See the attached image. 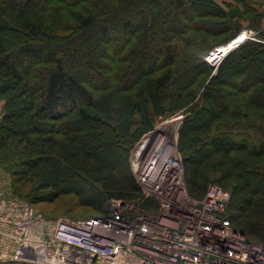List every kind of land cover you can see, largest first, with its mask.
Segmentation results:
<instances>
[{
    "label": "trees",
    "instance_id": "16d2710c",
    "mask_svg": "<svg viewBox=\"0 0 264 264\" xmlns=\"http://www.w3.org/2000/svg\"><path fill=\"white\" fill-rule=\"evenodd\" d=\"M249 11L215 0H0V151L14 154L18 183L36 181L24 201L72 195L96 210L88 217L110 199L140 201L128 152L105 131L133 145L155 117L185 112L188 193L226 187L232 225L264 240V42L246 40L217 67L205 60L254 22Z\"/></svg>",
    "mask_w": 264,
    "mask_h": 264
},
{
    "label": "built area",
    "instance_id": "2783aa9c",
    "mask_svg": "<svg viewBox=\"0 0 264 264\" xmlns=\"http://www.w3.org/2000/svg\"><path fill=\"white\" fill-rule=\"evenodd\" d=\"M157 138L132 153L141 200L111 199L94 216L50 222L0 182V264H264V240L226 215L229 190L209 182L191 196L177 138Z\"/></svg>",
    "mask_w": 264,
    "mask_h": 264
},
{
    "label": "rangeland",
    "instance_id": "374dc122",
    "mask_svg": "<svg viewBox=\"0 0 264 264\" xmlns=\"http://www.w3.org/2000/svg\"><path fill=\"white\" fill-rule=\"evenodd\" d=\"M215 1L220 5H222L224 8H226L229 5L232 6L238 5L242 10H245V8H249L253 10L254 12L252 13L249 11L247 18H252L254 16L255 18L254 22L251 23V25H248V23L243 22L235 38L237 39L239 37H243L246 38V40H255L259 42H264V3L253 4L251 2H248L250 3L248 4L247 2H242L240 0H215ZM233 40L232 43L234 42ZM246 40H244L243 42H245ZM217 58L218 57L214 56V54H212L211 56H209V54L205 56V60L209 64L215 67L216 64H214V61L215 60L219 61V59ZM3 114H4V102L0 100V128L2 126ZM185 116H186L185 112H179L174 115H168L166 117H155L152 124L153 126L152 130L148 134L144 135L138 142H136L133 145H125L123 143H120L118 140H116L115 136L112 133H109L108 131H105L104 137L107 140L114 143L116 147H118V149L121 150L122 152L125 153L128 152L129 164H130L132 153L135 152L136 146L138 147L139 145L141 146L143 142L146 144L147 140H152L155 135L159 137V139L157 138V142H161L162 145L166 141H171V138L175 136L177 138L176 147L178 150V130ZM256 132L257 131L249 130L247 131V136L254 142L256 141V143H259L261 140V135L255 134ZM151 133H154V135L153 137H150L151 138L150 139L149 135ZM231 137L235 140V142H237L238 138L241 139L242 136L239 135L238 133L236 137H234V134ZM2 139H3V135L2 133H0V146L2 143ZM13 155L14 154L9 153L8 148L7 150L0 151V182L2 184V189L4 190V193L6 195L17 197L18 199L21 200H28L30 202L35 201L34 190H35L36 181L28 180V181H22L21 183H18L16 181L15 172L18 170V165L15 163L16 159L14 158ZM130 169H132L131 166ZM103 206H104V201L99 202L97 209H102ZM32 208L34 211L37 212V214L44 217L50 222L61 216L72 217V218H86L89 215L95 213L96 211L92 208L79 205L77 199L72 195L61 196L53 202H48V201L39 202L37 204H34Z\"/></svg>",
    "mask_w": 264,
    "mask_h": 264
},
{
    "label": "water",
    "instance_id": "95a60500",
    "mask_svg": "<svg viewBox=\"0 0 264 264\" xmlns=\"http://www.w3.org/2000/svg\"><path fill=\"white\" fill-rule=\"evenodd\" d=\"M244 40H246V38H244L242 41H240L238 44L236 45H233V43L229 42L228 44L226 45H223V46H220L218 48H215L210 54L209 56H211L212 54H214V56L218 57L217 59H219V61L225 56L227 55L230 51H232L233 49H235L237 46H239ZM219 61L218 63L216 64V67L218 66L219 64Z\"/></svg>",
    "mask_w": 264,
    "mask_h": 264
},
{
    "label": "bare ground",
    "instance_id": "6f19581e",
    "mask_svg": "<svg viewBox=\"0 0 264 264\" xmlns=\"http://www.w3.org/2000/svg\"><path fill=\"white\" fill-rule=\"evenodd\" d=\"M244 38L243 37H239V38H237L236 40H234V42H233V45H236V44H238L240 41H242ZM216 59V58H215ZM158 131V130H157ZM153 135H154V133H151L150 135H149V138L150 137H153ZM156 137V135L154 136V138ZM151 139V138H150ZM152 140H147V143L145 144L144 142L142 143V145L140 146L139 145V147L138 146H136V148H135V152L137 151L138 152V150L140 149V148H146L148 145H149V143L151 142ZM138 149V150H137Z\"/></svg>",
    "mask_w": 264,
    "mask_h": 264
}]
</instances>
